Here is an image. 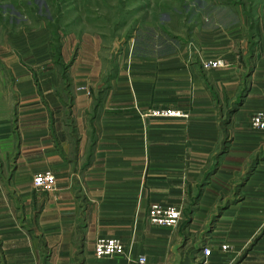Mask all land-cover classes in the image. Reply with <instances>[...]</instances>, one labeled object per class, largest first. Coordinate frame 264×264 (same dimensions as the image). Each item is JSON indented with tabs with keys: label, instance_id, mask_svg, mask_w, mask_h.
Instances as JSON below:
<instances>
[{
	"label": "crops",
	"instance_id": "1",
	"mask_svg": "<svg viewBox=\"0 0 264 264\" xmlns=\"http://www.w3.org/2000/svg\"><path fill=\"white\" fill-rule=\"evenodd\" d=\"M2 7L20 25L0 31V264H264V3L176 46L55 39ZM150 204L184 218L153 226ZM100 239L125 253L96 258Z\"/></svg>",
	"mask_w": 264,
	"mask_h": 264
},
{
	"label": "rangeland",
	"instance_id": "2",
	"mask_svg": "<svg viewBox=\"0 0 264 264\" xmlns=\"http://www.w3.org/2000/svg\"><path fill=\"white\" fill-rule=\"evenodd\" d=\"M261 3L264 0H0V31L20 25L10 22L9 9L2 7L13 5L30 23L50 24L55 39L58 33L93 32L103 36L106 46L114 37L126 41L130 35L137 43L176 46L194 28L228 24L233 10L253 14L251 9Z\"/></svg>",
	"mask_w": 264,
	"mask_h": 264
},
{
	"label": "built area",
	"instance_id": "3",
	"mask_svg": "<svg viewBox=\"0 0 264 264\" xmlns=\"http://www.w3.org/2000/svg\"><path fill=\"white\" fill-rule=\"evenodd\" d=\"M224 63L221 61H210L203 64V68L215 69L221 68ZM143 117L154 118H183L185 114L182 111L172 108L150 109ZM248 125L253 130H264V112H258L249 117ZM32 186L42 191H51L54 187V176L50 173L38 174L33 177ZM181 218V212L178 208L163 207L157 204H150L145 212L146 221L156 227L174 228ZM226 245L220 246V251H225ZM125 246L117 239H100L95 243L94 255L96 258H109L123 255ZM204 258L209 256L210 250L206 247L201 249ZM138 264H145V258L140 256L136 259Z\"/></svg>",
	"mask_w": 264,
	"mask_h": 264
},
{
	"label": "trees",
	"instance_id": "4",
	"mask_svg": "<svg viewBox=\"0 0 264 264\" xmlns=\"http://www.w3.org/2000/svg\"><path fill=\"white\" fill-rule=\"evenodd\" d=\"M254 8H255V7H253V8L251 9L252 12L254 11ZM253 14H254V12H253ZM253 14L250 13V14H246V15H247L248 17H252ZM47 27H48V29H49L50 31H52V28H51V25H50V24L47 25ZM111 77H113V75L110 76V78H111ZM104 90L106 91V88H105Z\"/></svg>",
	"mask_w": 264,
	"mask_h": 264
}]
</instances>
